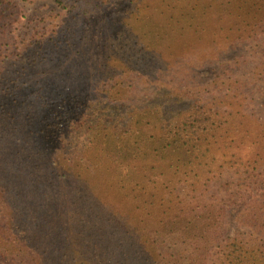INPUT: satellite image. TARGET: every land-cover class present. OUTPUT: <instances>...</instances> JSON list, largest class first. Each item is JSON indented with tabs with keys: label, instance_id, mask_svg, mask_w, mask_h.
<instances>
[{
	"label": "trees",
	"instance_id": "1",
	"mask_svg": "<svg viewBox=\"0 0 264 264\" xmlns=\"http://www.w3.org/2000/svg\"><path fill=\"white\" fill-rule=\"evenodd\" d=\"M113 1L54 0L62 11L77 15ZM169 5L168 33H183L189 40L176 52L181 58L218 53L264 32V0H171ZM210 15L215 19L205 18ZM24 16L19 0H0V115L5 114L0 117V264H264V117L202 104L181 111L169 127L155 132L154 112L146 111L124 129L85 122L74 137L79 143L65 147L78 123L70 119L57 145L30 146L25 130L32 123L29 113L46 106L31 95L59 85L64 72L57 64L60 49L52 42L64 48L72 38H62L56 29L40 41L6 39L7 30ZM65 22L64 14L60 26ZM200 39L209 41L196 45ZM140 56L135 51L128 62L146 66ZM49 110L56 114L61 109ZM20 125L22 130H16ZM62 126L55 125L58 130ZM38 128L35 123L36 134L42 132ZM81 146L92 150L89 158L100 153L108 159L104 188L114 187L111 176L130 175L133 167L142 175L154 169L172 176L163 188L158 186L167 195L152 194L143 184L151 199L143 197L135 209L131 200L114 206L108 202L113 197H97L95 213L89 205L70 212L66 201V216L55 217L48 212L52 202H45L54 182L44 174L68 176L75 166L72 148ZM132 186L136 195L139 188ZM232 207L238 208L237 228L225 235ZM75 226L83 241L71 235Z\"/></svg>",
	"mask_w": 264,
	"mask_h": 264
},
{
	"label": "rangeland",
	"instance_id": "2",
	"mask_svg": "<svg viewBox=\"0 0 264 264\" xmlns=\"http://www.w3.org/2000/svg\"><path fill=\"white\" fill-rule=\"evenodd\" d=\"M170 2L114 0L103 9L77 15L76 11L72 14L62 11L54 0H19L25 16L14 29L11 26L7 30L6 39L29 42L38 37L40 41L44 39V33L56 29L63 33L62 38L67 34L72 38L71 42H65L64 48L62 42H52L55 49H60L57 64L64 74L58 76V86H48L41 93L37 89L31 95L38 98L35 102H45L46 106L40 108L42 112L29 113L32 123L25 129L28 145H57L60 132L68 128L70 119L78 123L73 126L72 141L65 147L79 143V138L74 137L83 130L81 127L85 122L124 129L131 127L133 120L146 111L154 112L152 126L155 132L169 127L181 111L202 104L221 111L246 110L264 117V32L218 53H192L181 58L176 52L189 40L183 37V33H168ZM64 14L67 22L60 26ZM205 18L214 20L215 16ZM208 41L200 39L196 45H207ZM114 50L117 53H113ZM135 51L146 66L139 68L128 62V55ZM190 60H193L192 64ZM236 86H241L242 90L235 92ZM237 93H240L239 97H235ZM51 106L60 108V112L52 114ZM64 111L69 112L70 117H64L61 114ZM58 122H63L61 130L55 127ZM35 123L42 130L40 134L34 130ZM22 128L20 125L16 130ZM51 135L54 142H48ZM72 151L75 166L68 176L44 174L47 181L54 182L45 202H52L48 212L55 217L66 216V201L70 212L89 205L88 210L95 213L98 211L97 197H113L108 202L114 206L125 205L131 200L130 208L135 209L143 202V197L145 201L151 199V194H144L143 184L154 190L152 194L167 195L158 186L163 188L172 176L154 169H145L142 175V170L133 167L128 170L130 175L111 176L109 181L114 187L104 188L108 159L100 153L89 158L92 150L86 151L82 146L78 150L72 148ZM134 184L139 188L136 195L132 188ZM14 186L17 188L16 184ZM237 211L238 208H231L225 235L236 230L234 217ZM70 233L83 241L80 229ZM217 244L209 259H212Z\"/></svg>",
	"mask_w": 264,
	"mask_h": 264
}]
</instances>
